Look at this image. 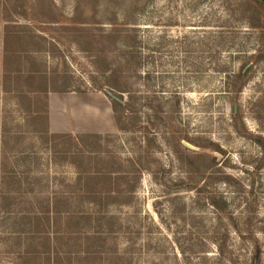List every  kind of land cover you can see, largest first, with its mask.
Instances as JSON below:
<instances>
[{
    "label": "rangeland",
    "instance_id": "374dc122",
    "mask_svg": "<svg viewBox=\"0 0 264 264\" xmlns=\"http://www.w3.org/2000/svg\"><path fill=\"white\" fill-rule=\"evenodd\" d=\"M107 80L115 133L45 132L49 93ZM65 199L117 234L95 264H264V0H0V264H41Z\"/></svg>",
    "mask_w": 264,
    "mask_h": 264
},
{
    "label": "trees",
    "instance_id": "16d2710c",
    "mask_svg": "<svg viewBox=\"0 0 264 264\" xmlns=\"http://www.w3.org/2000/svg\"><path fill=\"white\" fill-rule=\"evenodd\" d=\"M128 24L124 26L127 28L129 34L132 33V28H128ZM132 41L136 42V37ZM128 49H133V46H127ZM119 83V82H118ZM115 80H107L104 84V95L108 98L115 122L117 123V106L123 104L126 105L130 99L131 92L122 88ZM101 91V90H99ZM177 96V93H176ZM126 112V109H123ZM60 138H69V136H58ZM77 139V137H72ZM95 173H90L94 175ZM76 200L65 199L62 202L66 203V209L70 208ZM60 201L51 202L47 206V210L42 213L43 217H37V220H45V228L36 231V235L39 239V251L22 252L21 256L29 258L34 262L41 264H95L96 260H101V255L98 250V242H105L106 236L110 239L112 236L117 235L114 228H110L108 232L102 229H98L102 220L104 222L105 217L101 214V211H73L68 210L65 212L59 211ZM101 202L96 200L90 201V206L96 204L100 207ZM106 216V215H105ZM111 219V217H110ZM94 225L93 227L90 225ZM114 226V223L112 224ZM34 235V234H32ZM97 244V245H96ZM97 246V247H96ZM117 257V254L115 253ZM111 254L109 257H115Z\"/></svg>",
    "mask_w": 264,
    "mask_h": 264
},
{
    "label": "crops",
    "instance_id": "0c3cea01",
    "mask_svg": "<svg viewBox=\"0 0 264 264\" xmlns=\"http://www.w3.org/2000/svg\"><path fill=\"white\" fill-rule=\"evenodd\" d=\"M82 92L49 93L46 102V133L51 136L79 137L117 131L110 102L89 104Z\"/></svg>",
    "mask_w": 264,
    "mask_h": 264
}]
</instances>
